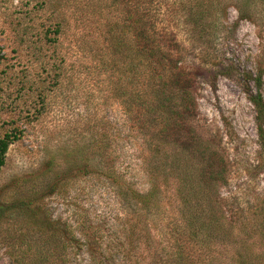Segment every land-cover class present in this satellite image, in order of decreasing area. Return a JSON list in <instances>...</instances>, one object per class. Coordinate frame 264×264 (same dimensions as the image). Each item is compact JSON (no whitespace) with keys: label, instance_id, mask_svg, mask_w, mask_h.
Wrapping results in <instances>:
<instances>
[{"label":"rangeland","instance_id":"obj_1","mask_svg":"<svg viewBox=\"0 0 264 264\" xmlns=\"http://www.w3.org/2000/svg\"><path fill=\"white\" fill-rule=\"evenodd\" d=\"M234 1L227 0L213 60L222 64L227 75L215 79L214 87L207 73L198 76L194 94L200 118L221 139L234 164L227 184L219 189L230 239L219 241L208 257L191 242H183L184 255L176 257L174 247L180 241L172 236L176 215L172 205L163 202L156 212H142L140 225L134 226L131 210L104 175L66 172L57 176L62 179L59 186L47 187L55 176L41 172L52 158L63 170V159L68 155L75 159V153L70 154L76 152L88 160L87 171L96 170L101 159L93 155L92 145L96 134L105 129L114 141L110 149L116 148L119 157L116 174L140 191L146 185L137 146L127 138L123 114L112 102L106 80L96 75L90 56L79 58L70 52L71 41L55 53L43 45L38 24L49 14L31 12L35 1L0 0V135L12 130L20 133L0 172V264H13L16 256L32 254L27 249L33 236L27 232L28 218L14 210L2 213V208L27 200L58 224L62 231L58 239L70 244L61 252L62 264H264V222L260 220L264 205L258 203L264 197V170L258 158L254 109L243 78L263 71L260 92L264 99V0H251L247 20L238 19ZM177 35L178 43L186 41L182 28ZM184 47L189 67L197 63L199 50L195 44ZM64 53H72L67 77L47 79L42 64L48 60L51 64V58L55 61ZM248 85L255 90L251 82ZM225 122L232 128V138ZM41 174L45 185L32 188ZM144 227L147 241L129 234Z\"/></svg>","mask_w":264,"mask_h":264},{"label":"trees","instance_id":"obj_2","mask_svg":"<svg viewBox=\"0 0 264 264\" xmlns=\"http://www.w3.org/2000/svg\"><path fill=\"white\" fill-rule=\"evenodd\" d=\"M33 1L31 12L49 14L46 21L38 24L43 45L55 53L71 41L70 52L79 54V58L90 56L96 75L106 80L111 100L118 104L123 114L127 138L137 146V159L146 188L140 191L116 174L114 164L119 157L116 148L110 149L114 141L106 129L96 134L92 145L96 149L93 155L101 159L96 170L87 171L88 160H82L73 152L70 155L75 153V159L68 155L61 162L63 170L52 158L47 162V170L41 173L50 172L56 180L66 172L80 176L104 175L131 210L130 222L134 226L140 225L142 212H156L163 202L172 205L176 212L172 217L175 222L172 236L180 241L174 247L176 257L184 255L183 242L187 241L207 257L213 254L219 241L230 239L227 220L221 213L223 200L219 189L227 184L234 164L221 146V139L200 118L194 94L198 76L207 73L206 79L212 80L210 84L214 87L215 79L227 75L222 64L213 61L227 0ZM234 2L238 19H249L251 0ZM179 28L187 38L182 43H178ZM185 43L195 44L199 50L197 63L189 67L184 62ZM71 54L64 53L55 61L51 58V64L50 60L42 64L47 79L67 77V60ZM49 72L53 76L50 77ZM262 75L263 71L256 76L249 73L243 78L245 94L254 109L258 158L264 170ZM248 82L255 90L252 91ZM224 127L232 138L230 124L225 122ZM19 138L16 130L0 135V172L6 164L9 147ZM57 166L61 174L57 173ZM43 175L36 178L39 183L32 188L45 185ZM56 180L47 187L59 186L62 179ZM258 203L264 205V197ZM11 206L2 208V213L14 210L27 217V232L33 235L27 244L32 254L16 256L13 264H62L61 252L70 244L58 239L57 234L62 233L58 224L42 215L41 208L33 200L19 201ZM260 214L264 222V208ZM145 227L139 233L130 231L129 234L147 241L149 233Z\"/></svg>","mask_w":264,"mask_h":264}]
</instances>
